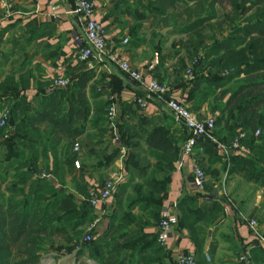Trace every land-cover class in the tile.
<instances>
[{
    "label": "trees",
    "instance_id": "16d2710c",
    "mask_svg": "<svg viewBox=\"0 0 264 264\" xmlns=\"http://www.w3.org/2000/svg\"><path fill=\"white\" fill-rule=\"evenodd\" d=\"M150 3L152 14L181 8L186 16L183 24H168L187 36L179 41L184 54L178 55L175 49L159 56L152 69L155 79L185 89L187 106L198 117L204 105L214 117L213 134L218 142L229 145L243 133L241 144L250 146L249 154H232L226 161L214 143L204 138L194 144L193 152L200 147L208 159L221 158L222 170L229 176H243L264 186V160L256 158L264 152V0ZM222 25L227 26L223 39L209 42L208 31ZM80 48L76 47L77 55ZM220 52L223 57L217 56ZM171 57L176 61L166 65ZM187 68L193 70L190 80L185 78ZM94 72L71 71L64 76L70 79L64 87L51 88L53 79L38 81L31 99L26 95L31 71L16 78L15 72H9L0 81V107H9L8 124L0 127V264H41L42 254L51 250L73 252L78 264H89L84 258L95 264H175L171 251L159 245L156 227L174 162L188 133L168 109L156 118L137 115L138 105L128 99L120 100L114 119L119 141H113L107 116L112 102L107 89L110 83ZM116 144L127 148L124 167L128 179L116 185L106 226L81 242L96 216L87 200L88 189L104 183L88 188L83 169L93 172L110 166L119 156ZM198 161L206 175L205 193H182L176 228L187 231L195 248V264H209L206 254L210 255L213 246L207 243L209 230L223 215L225 199L215 195L219 170ZM66 167L70 173L79 171L72 173V189L64 186ZM42 171L48 175H41ZM245 246L239 248L237 257ZM263 249L253 248V261L257 253L264 255ZM236 264L241 263L236 260Z\"/></svg>",
    "mask_w": 264,
    "mask_h": 264
},
{
    "label": "crops",
    "instance_id": "0c3cea01",
    "mask_svg": "<svg viewBox=\"0 0 264 264\" xmlns=\"http://www.w3.org/2000/svg\"><path fill=\"white\" fill-rule=\"evenodd\" d=\"M92 2L95 6L93 18L102 23L106 29L108 49L126 58L133 65L144 62H153L155 65L159 56L166 54L165 50L171 46V40H166L162 36L164 27L158 28L157 23L161 20L180 21V16L173 15V17L171 15V9L157 15L150 12V8H153L150 0H92ZM72 7L73 0H0V9L4 13L3 21L0 24V62L4 65L3 68L0 67V81L9 72H15L16 78L24 71H31L30 88L26 91L28 99H31L36 92L35 85L38 84L36 82L46 83L57 76H65L71 71L90 69L95 71L96 76L99 74L109 81L110 87L107 88L109 98L112 97V100L116 101L118 111L120 100L128 101L129 96L137 97L144 93L143 85L131 83L132 81L125 78L116 65H100L91 68L87 63L84 65L79 63L76 42L77 38L83 39V32L74 15L66 13ZM166 28L173 29V26L166 25ZM157 32L161 36H155ZM172 32H174L173 35L180 36L176 28L170 33ZM124 38L129 39L128 42L124 43ZM137 38L139 40H136ZM168 43L170 44L168 45ZM178 46L180 47L179 41ZM171 50L173 49H169V51ZM150 78H156L153 71L150 74H144V82ZM173 85L175 84L173 83ZM173 89V97L178 101H185V104L188 105L186 90H182L180 85L173 86ZM137 91L143 93L138 94ZM0 101H2L1 98ZM4 108L9 109L8 105ZM139 109L137 115L142 114L155 118L158 117L161 110H167L164 105L160 107L159 103L154 100H151L146 108L139 107ZM200 113L201 116L210 114L204 105H202ZM131 122L135 123L136 120ZM112 134L114 141L115 135L118 137L117 128L112 131ZM115 146L119 150V156L110 166L93 172L83 169L88 188L100 185L106 179H116L118 176H120V183L128 179L129 174L124 167L127 148L122 144ZM217 154L220 155L218 151ZM234 154L243 155L245 153L235 152ZM180 156L178 160L181 158ZM192 156L197 161L201 160L200 162L203 164L211 165L214 170H219V179L216 183L228 181L222 189L223 191H219L216 196L222 197L221 193L224 192L226 196L232 194L231 198H235L237 202L239 200V203L233 207L226 197H222L225 199L223 215L209 230L210 235L207 243L211 241L213 246L210 255L206 256L209 264H236L239 248L247 245L253 238L249 220L257 219L261 229L264 230V190L263 188L253 190L246 187L247 184H252V181L242 180L243 184H239L240 190H237L238 185H232L230 181L241 179V176L232 175L230 177L227 171L222 174V162L223 160L227 161L231 154L225 158L222 156L223 160L221 158L219 160L218 158L208 159L207 154L203 153L202 148L199 147L195 148L194 152L192 150ZM191 159L183 157L180 159V164L178 160L174 162L169 189L163 199L162 206L171 200H178L183 192L190 191L188 183L191 178ZM72 173L78 175L79 171L74 169ZM72 173L68 171L67 167L65 168L64 186L70 189H72ZM254 184L256 183L254 182ZM90 189L92 188H89L88 191ZM78 197L81 198L79 195ZM231 198L228 197L230 201ZM113 199L111 197L105 205L106 214H109L113 208ZM101 208L102 205L96 209ZM106 214L102 217V228L108 221ZM166 248L171 251L173 258L175 252H194L195 249L187 231L179 227L173 230ZM84 259L89 264H95L91 259ZM254 262L255 264H264V255L258 253L257 256L254 255Z\"/></svg>",
    "mask_w": 264,
    "mask_h": 264
},
{
    "label": "built area",
    "instance_id": "2783aa9c",
    "mask_svg": "<svg viewBox=\"0 0 264 264\" xmlns=\"http://www.w3.org/2000/svg\"><path fill=\"white\" fill-rule=\"evenodd\" d=\"M95 6L92 0H73V7L67 10L66 13L73 14L77 22L82 28L83 39L77 38L76 47L80 46L78 58L79 60L86 61L89 67L100 65H116L123 71L127 78L135 83H141L144 89L142 96H129L128 99L135 102L139 107L146 108L151 100L155 99L161 102L172 114L174 120L183 125L188 133V138L184 142L181 151V158L190 157L191 159V178L188 186L191 192H203L204 181L206 175L203 169L199 166L198 162L192 156L194 144L200 139H208L213 142L216 150L223 158L228 157L235 152L245 153V146L240 142L243 133L236 135L229 145L218 142L213 134L214 130V117L211 114L198 117L196 113L188 108V106L173 97V86L164 82H159L155 78H150L144 82V74L151 73L154 63L144 62L142 64L133 65L129 60L117 54L116 52L108 49L106 44V29L102 23L93 18ZM4 13L0 9V24L3 21ZM127 38L123 39L125 43ZM194 77L193 70L187 68L185 72L186 80ZM70 79L64 76L53 78L52 87H64L69 83ZM166 95H169L166 97ZM117 114L116 101L112 100L107 110L108 119L111 122V127L115 131L116 126L114 119ZM9 112L6 108L0 107V127L8 124ZM9 128L13 129L11 125ZM256 134H259L257 131ZM114 141H119L115 135ZM77 143L74 144V149H77ZM178 160L180 164L181 160ZM78 167V161L74 162ZM41 175H48L42 171ZM120 176L116 179H108L102 185L89 191L87 200L90 205L95 209V218L87 225L83 241L87 242L91 239V232L97 231L102 228V217L106 214L105 205L112 197L116 185L120 182ZM178 200H171L164 204L160 211V220L156 227L157 241L159 245L167 247V241L172 236L173 230L178 223ZM101 209H96L100 207ZM249 225L252 229V240L243 247L237 257V261L241 264H254L252 259V250L256 246L264 248V230L261 229L257 219H250ZM207 256V254H206ZM208 257V256H207ZM175 264H195V255L189 251H178L174 255Z\"/></svg>",
    "mask_w": 264,
    "mask_h": 264
},
{
    "label": "rangeland",
    "instance_id": "374dc122",
    "mask_svg": "<svg viewBox=\"0 0 264 264\" xmlns=\"http://www.w3.org/2000/svg\"><path fill=\"white\" fill-rule=\"evenodd\" d=\"M189 5L190 6H192L193 4H190L189 3ZM169 9H171V8H169ZM175 10H177L178 11V13L175 11ZM172 11H174L173 12V14H172ZM170 13H171V15L173 16L174 15V13H177L175 16H180V21H177L178 23V25H180V24H183V22H186V16L184 15V12L183 11H181V8L179 9V8H177V9H171L170 10ZM183 14V15H182ZM174 17V16H173ZM177 18V17H176ZM169 22L170 21H165V20H161V21H159L158 23H157V27L158 28H162V27H164V28H162V30H163V32H162V36H164L165 38H166V40H171V44L170 43H168V45L170 44L171 46H169L168 48H166V50H165V53L166 54H169V53H171V52H174L175 51V49L176 48H178L179 46H178V41H180V40H185V39H187V36L186 35H184V34H182V33H180V36L178 37V36H175V35H173V33L174 32H172V33H170L171 32V30H175V26H173V29H170V28H166V25H168L169 24ZM180 22V23H179ZM166 28V29H165ZM227 28V26L226 25H222V27L221 28H218V26H213V28H212V30L211 31H208V33H207V37L206 38H208L209 39V42H211V41H215V39H218V40H222L223 39V36H225V33L226 32H224V29H226ZM159 31V30H158ZM224 32V33H223ZM164 42V41H163ZM170 42V41H169ZM162 45H164L163 43H162ZM169 49H173V50H171V51H169ZM179 49V54L178 55H182V53L184 54V51H183V48H181V47H179L178 48ZM177 49V50H178ZM180 49H181V52H180ZM169 52V53H168ZM181 53V54H180ZM223 54V52H220L217 56H220V57H223L224 56V54ZM212 57H215V56H212ZM211 57V58H212ZM176 60H175V58H168V64L167 65H171V64H173L174 62H175ZM229 67H231V68H233L232 67V65L230 64V66ZM243 146H245V154H243V155H246V154H249L250 153V146H248V145H243ZM256 158H260V159H263L264 160V152H263V154H259V155H257V157ZM263 165H264V163H263ZM256 168H259L257 165H256ZM226 171L225 170H223L222 171V174H224ZM232 175H230V177H231ZM234 178V177H233ZM232 179V178H231ZM231 179H229V180H231ZM106 180H108V179H106ZM105 180V181H106ZM228 180V179H227ZM245 181V182H248V181H250V180H248V179H246L245 177H243V176H241V179H235V180H232V181H230V182H232V185L233 186H235V185H238V187H237V190H240L241 188L239 187V184L240 185H242L243 184V181ZM104 181V182H105ZM228 181H226V183H227ZM253 182V181H252ZM226 183L225 182H223V181H219V182H217L216 184H215V189H216V194L215 195H217L218 194V192L219 191H223L222 189L226 186ZM246 187H249V189H258V188H263V190H264V186H261V185H259V184H254V182L252 183V184H247L246 185ZM248 190V189H247ZM203 191H204V189H203ZM250 191H252V190H250ZM201 193V192H200ZM231 194V193H230ZM221 196L222 197H226V199H227V201L228 202H231V204H232V206L234 207V205L236 204H238L239 203V200H238V202H237V200L235 199V198H231V196H232V194H231V196L228 194V196H226V194H224V192H222L221 193ZM228 197H230L232 200L230 201V199H228ZM216 198L217 199H221V198H219V196H216ZM81 242H84L83 241V239H81ZM85 260V259H84ZM41 264H78V262H77V260L75 259V255L73 254V253H66V252H63V250H61V251H55V250H51V251H49V252H46V253H43L42 254V257H41ZM254 264H255V262H254Z\"/></svg>",
    "mask_w": 264,
    "mask_h": 264
}]
</instances>
